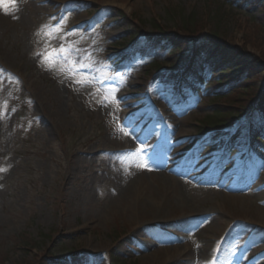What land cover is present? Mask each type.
I'll list each match as a JSON object with an SVG mask.
<instances>
[{
  "label": "rangeland",
  "instance_id": "374dc122",
  "mask_svg": "<svg viewBox=\"0 0 264 264\" xmlns=\"http://www.w3.org/2000/svg\"><path fill=\"white\" fill-rule=\"evenodd\" d=\"M17 1L26 24L0 27V264H264V158L251 170L231 169L251 165L240 159L244 136L264 121L256 105L264 93V0ZM51 22L63 25V38L45 35ZM153 26L174 42L134 55ZM211 37L222 50L202 72L233 83L221 97L213 80L178 94L180 71L198 54L194 43L200 58L211 57ZM61 46L68 58L45 63L43 54ZM146 115L156 118L153 127L142 125ZM209 118L221 127L204 124ZM146 129L163 141L146 143ZM152 149L180 166L191 156L204 176L230 177L229 189L185 187L193 199L183 206L164 189L161 156L145 155ZM249 155L257 157L250 148ZM138 177L159 217L145 209L140 220L138 202L119 199ZM241 180L246 188L232 190Z\"/></svg>",
  "mask_w": 264,
  "mask_h": 264
},
{
  "label": "bare ground",
  "instance_id": "6f19581e",
  "mask_svg": "<svg viewBox=\"0 0 264 264\" xmlns=\"http://www.w3.org/2000/svg\"><path fill=\"white\" fill-rule=\"evenodd\" d=\"M23 18H24V15L21 14L19 3L13 4L10 6L0 7V27L9 26L13 24L23 27L22 25L26 24V22H24V20H22L21 22L19 21L20 19H23ZM164 168H165V171L168 172V175H165V176L159 175L163 180L162 183H163L164 189L175 192L176 195L178 196L177 198L178 201L183 206L188 205L190 200L192 201L193 199V196L186 197L185 189H184L185 187L189 188V187L195 186L196 188L193 190L195 192H200V193L208 192L206 184L212 180L208 179L207 177H201V176L194 174L193 172L194 169L192 168V166H189V168L187 169L179 168L172 163L171 158H170L169 160L167 159V163ZM140 180L141 179H139L138 177L136 180L129 182L127 186L122 188L119 199L121 200L122 196L127 195L129 198H131V200H135L136 203L138 202L139 205L137 204L138 205L137 214H139L138 219L140 220L145 218L144 213H143L145 209L147 210V212L149 211L150 214H153V215H156V217H159L160 214L158 213H161V210L155 206H150V203L146 202V200L143 199V196H142L143 194L141 191L142 189L139 188L140 186L138 185ZM183 182L186 183V185H184ZM142 186L144 188V185ZM245 186H246L245 183H240L235 188H243ZM145 215L147 216V214ZM204 215H207V214H204ZM204 215L194 216L193 218H189V220L192 219L194 221H201L204 218ZM182 219L188 220L184 218ZM186 248L187 247H185V249Z\"/></svg>",
  "mask_w": 264,
  "mask_h": 264
},
{
  "label": "trees",
  "instance_id": "16d2710c",
  "mask_svg": "<svg viewBox=\"0 0 264 264\" xmlns=\"http://www.w3.org/2000/svg\"><path fill=\"white\" fill-rule=\"evenodd\" d=\"M187 26H189V25L187 24ZM152 28L154 30V31H152L153 34L148 35V38L150 39L151 42L157 41V40H161V39H165V38H168L169 42H172V43L174 42L172 40V37L169 34H167V33L164 34V31L162 29L158 28L157 26H153ZM186 31H187L186 33L192 34V32H191L192 28L191 29L189 28ZM195 37H196V35H195ZM195 37L192 38V40L195 41V40L199 39V36L196 39H195ZM183 39H185V38H183ZM209 41L212 43V46H211L212 47V52H210L212 54V56H213L214 53L221 52L220 50H222V49H219L218 47H216V44H218V42H219L218 39L211 37V38H209ZM175 42H177V41H175ZM211 47H209V48H211ZM197 51H199L198 50V44L197 45L195 44L194 45V52H197ZM188 56H190L189 57L190 62H189L188 67H190V66L192 67L193 64L197 62L196 59H198V54L197 55L191 54V55H188ZM239 68H241V67H238L237 71L239 70ZM243 72H244V70L241 73H243ZM241 73H239V74H241ZM240 76H242V74ZM240 76L238 77V79L240 78ZM183 80L188 82L189 85H191V82L188 81L189 80L188 77L184 76ZM224 81H225V79L217 78V79H215V82H216L215 84L218 85V87L220 88V87H228L229 85H231L233 83V82H230L229 84H226V85L223 86ZM214 104H217V103H214ZM257 105H259V107L263 108V110H264V93L262 95V98L259 99V101L257 102ZM239 108L242 109V107H239ZM227 118L231 119L232 117L227 116ZM212 122H214V123L218 122L219 123V121H217V120H213ZM205 123L207 124L209 122H205ZM256 139H257L258 142H261V140H259L258 138H256Z\"/></svg>",
  "mask_w": 264,
  "mask_h": 264
},
{
  "label": "snow or ice",
  "instance_id": "6c2138e0",
  "mask_svg": "<svg viewBox=\"0 0 264 264\" xmlns=\"http://www.w3.org/2000/svg\"><path fill=\"white\" fill-rule=\"evenodd\" d=\"M53 27L56 29L55 33L52 31ZM46 28H48V31H46L45 35L48 36L49 38H52L54 35H59V33L63 31V25L59 23L54 26H46ZM61 53L66 54V57H65L66 59L68 58V55H70L69 50L67 49L66 46H61L58 49H51L43 54L45 63H53L55 60V56ZM72 63L75 64L76 61H73ZM77 83H85V82L77 81ZM0 170H3V169H0Z\"/></svg>",
  "mask_w": 264,
  "mask_h": 264
}]
</instances>
